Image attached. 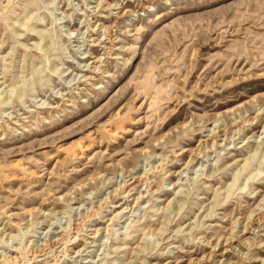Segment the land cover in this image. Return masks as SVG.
<instances>
[{
	"label": "rangeland",
	"instance_id": "1",
	"mask_svg": "<svg viewBox=\"0 0 264 264\" xmlns=\"http://www.w3.org/2000/svg\"><path fill=\"white\" fill-rule=\"evenodd\" d=\"M222 263L264 264V0H0V264Z\"/></svg>",
	"mask_w": 264,
	"mask_h": 264
},
{
	"label": "bare ground",
	"instance_id": "2",
	"mask_svg": "<svg viewBox=\"0 0 264 264\" xmlns=\"http://www.w3.org/2000/svg\"><path fill=\"white\" fill-rule=\"evenodd\" d=\"M100 6H101V3H98V7L100 8ZM125 14H123L122 16H124ZM226 133H225V130L224 131H220V132H218V133H214L212 136H211V138L210 139H208V140H206V141H202L200 144H202V143H207V141H212L213 140V138H216V137H220V135H225ZM210 143V142H209ZM141 182H143V180H141V179H137V180H135L133 183H131V186H132V188H131V190H133V189H136L138 186H139V184L141 183ZM255 216V215H254ZM254 218V217H253ZM249 219H252V217L251 218H249ZM259 221V223L260 222H262L263 221V215H262V213H259V214H257L256 216H255V218L253 219V222H258ZM251 222V221H250ZM252 223V222H251ZM248 229V225L246 224L245 225V227H244V229H243V231H245V230H247ZM246 232V231H245ZM234 235H232L231 234V236H229L228 238H225L224 240H223V242H220V241H218L217 242V244H216V246H215V248H214V252H221V256L222 257H224V255H222L223 253L225 254L226 252H227V250H228V248H230V247H232L233 246V240H234ZM61 240V239H60ZM60 240H58L57 241V243H60ZM56 243V244H57ZM55 244V245H56ZM53 246V245H52ZM38 252H39V254H41V255H43L44 253H45V250H38ZM47 253V252H46ZM215 255V253L212 255V253L207 257L208 259H211V258H213V256ZM221 257V258H222ZM201 263V262H200ZM222 264H226V263H222Z\"/></svg>",
	"mask_w": 264,
	"mask_h": 264
}]
</instances>
